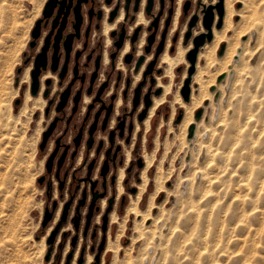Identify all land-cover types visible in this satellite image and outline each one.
<instances>
[{
	"label": "rangeland",
	"instance_id": "rangeland-1",
	"mask_svg": "<svg viewBox=\"0 0 264 264\" xmlns=\"http://www.w3.org/2000/svg\"><path fill=\"white\" fill-rule=\"evenodd\" d=\"M45 1L46 0H0V264H27V257L31 254H35L36 257L39 258L40 249L35 241L44 236L47 233L49 227H51V229L46 236V248L42 256L43 263L72 264L74 255L76 251H78V256L75 259L76 264H85L88 254L92 255V260L89 264H101L102 258H104L103 264H109L113 257V252L108 251L104 254L107 244V234L110 232L112 238H115L116 236V231L119 228V225H121V220L125 214V206L129 200V195L137 192L135 184L140 181V170L144 166V158L142 155L143 150L146 149L148 152H151L154 149L155 136L157 133L159 134V145L155 152L153 165L148 170L150 179L146 190L140 199V205L142 208H145L150 193L155 190L154 188L156 187L152 178L155 174V171L157 170V166L161 165L162 190L155 198V203L159 205L152 210L150 219L148 222L144 223L145 225L143 224L142 226L144 227L147 224L151 222L153 224L154 222L155 231L157 233L159 231L158 234L156 233V237H154V239L156 240V243L159 241L162 245L160 244L156 246L155 244L151 247L150 244L144 243V239H142L140 236H137V234L133 231V225L135 222H137V218L139 219L140 217L134 219V216L131 215L127 218L124 230L120 234V247L122 248L119 252V255L117 256L118 264H138L139 262H144V264H264V224H262L264 223V188L258 191L259 177H261L263 174L261 171L258 173L249 172L250 162L253 163L254 167L259 168L263 166L261 163H263L262 159L264 158V39L257 38L256 33L252 35V38L254 39L250 38V47L248 45L250 52L246 51L249 54L247 55L246 53L245 55V61L248 65L247 69L249 72L251 71L249 73V77L251 79L249 78L250 80L247 79L248 81H245L247 84H244L241 88L233 90L231 84H229L230 81L227 83L229 86L225 83H222L220 85V93H216L212 99V105L204 107V104H201V106H199L193 113L194 121H196L195 116L197 114L198 118H201V115L204 111L206 114L204 124L198 125V136L192 135L191 138H188L187 127V131L184 135L185 137L183 136L182 139L180 135L182 133V127L179 124L182 121L184 108L177 106L178 104L172 103L174 98L173 94L179 86L178 91L182 101L185 103L190 102V98L188 101H184L181 94L184 81L188 77V67L191 65L186 56L190 49L194 47L193 40L196 37L203 35L206 40L205 42H207L206 35L209 33V29L205 25V18L207 16V10L205 9V6L210 0H188L189 4L186 11H183L182 8L183 3L186 1L183 0L180 6V14L178 16L177 25L170 33L172 24L171 18V22L168 25L163 37V45L165 46L166 40L169 38L172 48L170 51L171 53H174L178 46L179 37H183L181 40V46H186L190 42L191 47L185 52V59L189 65L186 69V76L184 78H182V73L185 69V63H179L177 66H175L171 92L167 94V98L164 103L156 108L152 118L150 119V127L147 130L142 123L143 120H138V115L144 107L143 100L146 94H148L149 98L152 99L153 96H158L154 94V91L157 88H160L162 92V87L156 86L157 76L164 73L163 66L165 64H159L160 55L156 57V60L153 64L154 69H152V71L146 76H142V73L148 63L154 59V54L162 39L164 17L166 18L168 9L170 7L173 9V17L176 7V0H165L164 13L162 15L163 18L161 16V18L158 19V24L155 29L154 26L151 25V23L148 24V22L147 24L141 25V29L145 30L146 35L148 32V35H145L144 43L141 46L142 54H136L138 51V38L134 44V50L131 54L129 62H126L124 58L128 53L127 52L122 56L121 60L116 57L114 65H110L108 51L113 45V39H110L108 35V41L106 36L105 45L107 50L105 52L106 54L104 55L107 56L108 60L106 63H103V66H101L99 70L98 78L96 79V87H100L103 82L107 80L108 76L109 83L103 94V98L106 100L107 105H109L111 101H113L111 96L114 95V107L109 120L107 121L105 129H101L100 127L103 115L99 117L97 129L93 135L94 142L92 147L88 150L86 149L85 138L87 137L88 126L93 122L95 112L93 113L92 111L90 116L85 119L87 104L85 105L82 100L80 101L75 112H72L71 99L68 104H66V106H64L59 111H56V105L54 104H52L50 108L45 111L47 108L46 101L42 110L38 106H33L32 102L27 103V105L23 104L25 90L28 89V92L30 93V77L29 82L24 80L23 70L29 64L32 66V63L30 62H32V56L35 53V49H32L29 45L30 41L32 40L30 31L35 20L41 15ZM159 1L160 0H156V8H154V12L156 14L161 9ZM217 1L218 0H216V2ZM38 6H41L40 12L36 14V9ZM241 8L242 3L240 0H238L234 4V9L237 11ZM214 11L215 12L210 11L212 15V23L210 26L211 39L209 41L213 39V22L215 20V14L217 15L216 9ZM33 17V23L31 26H29V21ZM262 19L264 22V12H262ZM239 20L240 16L234 17L235 22ZM217 21L218 15L216 16V22ZM131 25L132 23L129 22L127 25H124L125 31H129ZM149 26L151 27L149 28ZM222 26L223 21L221 22L220 28H222ZM153 32V40L149 44L146 39ZM229 34H232V32L230 31ZM246 38L247 35L241 37L240 40L242 39L241 41L243 42V40ZM128 39L130 40V38ZM257 40L258 43L261 41V44H257ZM91 41L94 40L92 39ZM226 43L227 42L224 41L220 45L219 51L222 49V53L224 52ZM251 43H254L256 46L253 44L252 47ZM203 45L199 46L197 56ZM147 46L148 50H146ZM251 50L254 51V54ZM219 51L217 55L219 54ZM148 55L151 56L150 60L141 71L139 80L133 85L135 74L138 72L140 69L139 67L142 65ZM140 57H142V63L136 68V62ZM199 63L203 65L205 60L201 58ZM195 67L194 72L190 77L189 83L190 85L194 84V86L197 87V84L193 83V75L196 72ZM18 68H21L20 72L17 71ZM157 68H160L158 72L155 70ZM208 69L207 71L204 70L205 72H202V74L204 73V77L206 76L205 78L216 73L215 85L209 87V91H212L216 89V84L219 82V80L222 81L226 74L222 71L219 72V65L216 63L211 64ZM90 73H93L91 72V69L88 70V74ZM161 78L165 82L169 79L168 76H162ZM252 79H255V81ZM79 85L80 83L77 82L72 92L76 91ZM138 85L139 89L137 103L134 106L133 102L135 99V91ZM87 86L88 85L86 82L82 91L83 95L86 94L85 87ZM246 86L249 87L251 91H253V94L255 92L254 95L257 96L262 105L251 107L254 113V122L253 124L249 125V131L242 129L241 127L243 124L241 122H244V91ZM118 96L121 97L122 101L119 106L115 107V102ZM85 97L84 102L86 101ZM234 97L235 99H233ZM16 99H20L18 104H15ZM9 102L12 103L11 117H8ZM208 102L209 101L206 100V104H208ZM172 104L174 106L176 105V111L174 118L170 120ZM226 105H228V110L225 108ZM237 111L239 113H237ZM123 115L125 116L123 117ZM55 117H57L55 125L42 148H40L43 132L48 129ZM119 117L121 118L119 119ZM177 117H180L178 121ZM223 119L225 120L224 122ZM119 122H122V128L118 127ZM135 123L139 124L137 130H135ZM238 123H241V125ZM259 124L260 126H258ZM81 126L84 130V136L76 156L72 157L71 155L74 151L73 139L77 135ZM130 126L131 131L129 132ZM111 130L113 131L112 139H110ZM229 131H231V134ZM216 132L218 134H215ZM235 132L237 135L234 134ZM248 135H250V137ZM226 136H228V139ZM127 137L129 140H127ZM218 137H220V140ZM254 139L257 140V142ZM100 141L101 147L97 152L96 149ZM210 141L211 143H209ZM227 142L232 143L229 144ZM65 146H67L68 150L66 151V158L60 169L57 171L56 162L65 149ZM126 147L130 148V159L125 165V174L124 178L122 179L123 190L117 196L118 190L116 187V174L118 167L124 165ZM209 147L213 150V152L209 150ZM260 147L263 150H261ZM54 149H56V153L54 158H52L50 170H48L46 164ZM109 149L110 154L108 153ZM211 153L214 158L213 161ZM79 154H82V158L78 161ZM242 155H245V158ZM256 156H258L261 161L258 160V157ZM106 158H108V172L106 173L105 177H103L101 175V168ZM42 159L43 163L41 164ZM139 159L142 162L141 167L139 166ZM120 160L121 163L119 162ZM92 161L93 164L89 171V164ZM238 161L240 163H238ZM242 164L245 166L243 167ZM231 167H234L235 170L237 169L235 171L237 173L231 171L234 170ZM201 172L208 173L207 176L211 177L212 181H207L206 178L202 176ZM248 173H250V176ZM112 175H114V182H111ZM87 176H90L93 180L89 182V180H86ZM247 177L249 178L250 185L252 184L251 186L249 185V187L243 186L242 183L243 179ZM39 178L41 179V182L38 181ZM92 182H94V184H92ZM197 190H200V193ZM95 191L98 193H104V195L96 200L92 214L89 219H87L92 193ZM221 191L222 193H219ZM217 197H219V199ZM102 198L106 199V205L103 209L101 208ZM110 198H112V203L109 206L108 200ZM215 198H217L218 201L215 200ZM246 201L248 202L246 203ZM256 202L258 206H255L257 205ZM210 203L211 205H209ZM203 205L204 208H202ZM65 206L66 213L64 214V219H62ZM95 206H97V208H95ZM206 206L208 207L206 208ZM108 208L109 211L107 213V222L104 227L102 217ZM182 208L184 209L181 210ZM195 208H197L198 214ZM205 208L207 211H205ZM216 208L218 210H216ZM58 209L60 210L56 217ZM253 209H255L254 212ZM112 210H115L118 215V220L114 223H110V214ZM190 213L192 215H190ZM243 213L246 214L243 215ZM211 214H215L216 217ZM47 215L50 216L46 219ZM236 215H240L239 219ZM256 216H258L259 219ZM188 223L190 225H188ZM211 224L212 227L215 225V228L213 227L211 229ZM249 230L250 232H248ZM163 233L164 235H162ZM204 234H206L205 238ZM51 235L53 240L48 243L47 239L51 238ZM184 236L187 238H184ZM188 238L189 240H192L189 241ZM213 238L215 239L213 240ZM132 240H134L133 244H131ZM210 240L213 241L211 242ZM237 241L238 243H236ZM159 242L157 244H159ZM164 243L166 244L163 245ZM195 249L196 253L194 252ZM197 254H199V257ZM152 255L154 256L152 257ZM164 256L165 259H163ZM191 257L193 259H191ZM214 259H216V261H214Z\"/></svg>",
	"mask_w": 264,
	"mask_h": 264
},
{
	"label": "bare ground",
	"instance_id": "bare-ground-1",
	"mask_svg": "<svg viewBox=\"0 0 264 264\" xmlns=\"http://www.w3.org/2000/svg\"><path fill=\"white\" fill-rule=\"evenodd\" d=\"M183 0H176V7H175V12H174V14H173V17L171 16V18H172V24H171V29H170V33L174 30V28H175V26L177 25V21H178V16H179V14H180V6H181V2H182ZM238 0H222V5H223V14H222V18H221V22L223 21V26H222V28H220V26L219 27H217V24H218V21H219V16H218V21L216 22V16L218 15V13H217V2H216V0H210L209 2H207L206 4L207 5H209V6H205V9L206 10H211L212 12H215L214 10L216 9V13H217V15L215 14V20H214V22H213V29H212V33H213V39L211 40V41H209L210 39H207V42H205L206 40H205V37H204V42L201 44V45H203L202 47H201V50L199 51V53H198V56L196 55V58H197V63H196V61H195V63H196V67H195V64H194V67L196 68V72L194 73V75H193V83H195V84H197V87H195L194 86V84H191L190 85V83H189V98H190V102H188V103H185V102H183L182 101V99H181V96H180V94H179V91H178V88H179V86L177 87V89L175 90V92H174V98H173V104L175 103V104H178L177 106H179V107H183L184 108V110H183V117H182V121L180 122V126L182 127V133L180 134L181 135V137H182V139H183V136L185 135V133H186V131H187V127H188V131H189V128H190V126L191 125H193L194 126V130H193V135H195V136H198V132H197V128H198V125H202V124H204V122H205V118H206V114H205V111L202 113V115H201V118H197L196 119V121H194L193 120V113L195 112V110L199 107V106H201V104H204V107H207V106H210V105H212V102H213V97L215 96V94L216 93H218L219 92V90H220V85L222 84V83H225V84H227L229 81H230V83L229 84H231V87L233 88V90H235V89H238V88H241L244 84H247V83H245V81L247 80V79H249L250 77H249V73L251 72H249V70L247 69V63H246V61H245V59H246V51H249L250 52V45H249V41H250V38H252V35H254L255 33L257 34V38H263L264 39V22H263V19H262V12H264V0H240L241 1V3H242V8L241 9H239V10H235L234 9V4H235V2H237ZM40 7L41 6H38V8L36 9V14H38L39 12H40ZM214 7H215V9H214ZM235 16H240V20L239 21H237V22H235L234 21V17ZM33 19H34V17L29 21V26H31V24L33 23ZM138 21L139 22H141L142 24H147V22H148V20L144 17V15H143V12H142V9H140V11H139V13H138ZM139 22H136V23H139ZM114 27V24H107V23H105V25H104V33L106 34V36H107V40L109 41V37H108V32H109V30L110 29H112ZM133 27H134V25H131L130 26V30L129 31H131L132 29H133ZM29 28V27H28ZM184 31V30H183ZM232 32V34H229V32ZM209 33H211V28L209 29ZM145 35H146V32H145V30H143L142 31V34H141V36H140V38H139V40H138V51H137V54L139 55L140 53H141V46L143 45V43H144V40H145ZM245 35H247V38L246 39H244L243 40V42L240 40V38L241 37H243V36H245ZM207 36V35H206ZM256 38V37H255ZM183 39V37H179V41H178V46H177V48H176V51L174 52V53H171V45H170V39L169 38H167V40H166V44H165V46L163 45V48H162V51L160 52L161 54H159L160 55V59H159V64H165L163 67V69H164V73L162 74V75H158L157 76V84H156V86H161L162 87V92H161V89H160V92L158 93V94H155V91L158 89H156L155 91H154V94L155 95H158V96H153L152 97V99H151V104H150V106L148 107V110H147V113H146V116L144 117V119H143V124H144V126H145V128H146V130L150 127V119L152 118V116H153V114H154V112H155V110H156V108H158L162 103H164V101L166 100V98H167V94L168 93H170L171 92V88H172V84H173V80H174V68H175V66H177L179 63H185V69H184V71H183V73H182V78H184L185 76H186V69H187V67H188V62L186 61V59H185V52L191 47V43L189 42V44L188 45H186V46H181V40ZM252 39H254V38H252ZM224 41H226L227 43H226V46H225V48H224V52L222 53V49L219 51V48H220V45L222 44V42H224ZM242 43H241V42ZM130 40L127 38L126 40H125V42H124V45H123V47H122V49H121V51H120V53H119V56H118V58H119V60H121V58H122V56L125 54V53H127L128 51H129V48H130ZM260 44H261V41L259 42ZM258 43V40H257V44H259ZM254 44V43H253ZM253 44L251 43V45H252V47H253ZM248 45H249V47H248ZM255 45V44H254ZM256 46V45H255ZM192 49V48H191ZM190 49V50H191ZM198 49H199V47H198ZM263 49V48H262ZM254 50H255V48H254ZM218 51H219V54L217 55V53H218ZM252 51V50H251ZM253 52V54H254V51H252ZM189 53V52H188ZM255 53H257V52H255ZM249 53H247V55H248ZM252 54V53H251ZM260 54V53H259ZM188 55V54H187ZM261 55V54H260ZM250 56V55H249ZM150 55H148L146 58H145V61L142 63V65L139 67L140 69L138 70V72L135 74V78H134V81H133V85L134 84H136V82L139 80V77H140V74H141V71L144 69V67H145V65L148 63V61L150 60ZM248 57V56H247ZM251 57V56H250ZM250 57H249V59H250ZM186 58H187V56H186ZM201 58H203L204 60H205V63H203V65L202 64H200L199 63V60L201 59ZM108 60V58H107V56H105V58H104V61L106 62ZM188 60V59H187ZM151 62V61H150ZM150 62L148 63V65L146 66V68H145V70L143 71V73H142V76H143V74H145L146 73V70H147V68H148V66H149V64H150ZM257 62V61H256ZM218 64L219 65V72L220 71H222L223 73H225L226 75H225V77L223 78V80L222 81H220L219 80V82L216 84V89L215 90H210L209 91V87L210 86H212V85H215V74H213L212 76H210V75H208V76H210V77H207V78H205L204 77V73L202 74V72H205L204 70H206L207 71V69L209 68V66L211 65V64ZM249 64V63H248ZM252 64V63H251ZM254 64V63H253ZM256 64V63H255ZM260 65V64H259ZM30 67H31V65L29 64V65H27L25 68H24V70H23V79L24 80H26V81H28L29 82V69H30ZM190 67V66H189ZM189 67H188V69H189ZM154 69V68H153ZM158 69V68H157ZM157 69H155V70H157ZM160 69V68H159ZM203 70V71H202ZM261 70V69H260ZM208 71H209V69H208ZM252 71H254V70H252ZM262 71V70H261ZM188 72V71H187ZM194 72V71H193ZM218 72V73H219ZM264 72V71H263ZM149 73H146L145 74V76L146 75H148ZM253 74V73H252ZM251 74V75H252ZM51 74L49 73V72H47L46 74H44L43 76H42V79L44 78V77H47V76H50ZM263 75V74H262ZM54 76V75H53ZM56 76V75H55ZM162 76H168L169 77V79H168V81H163L162 80ZM192 76V74L190 75V77ZM54 78V77H53ZM56 78V77H55ZM262 78V77H261ZM251 79V78H250ZM249 79V80H250ZM253 80V79H252ZM248 81V80H247ZM253 81H255V79L253 80ZM252 81V82H253ZM9 83V82H8ZM229 84H227L228 86H229ZM226 85V86H227ZM254 85V84H253ZM260 86V85H259ZM55 87V86H54ZM223 87H225V86H223ZM252 88H253V86H252ZM259 88V87H258ZM42 89H43V84H42V86H41V89H40V91H39V93H38V95L37 96H31L30 95V93L28 92V89H26L25 90V93H24V99H23V104L24 105H27V103H29V102H32V104H33V106H38L41 110L43 109V107H44V105H45V98H43L42 96H41V92H42ZM190 90H191V92H190ZM228 90V89H227ZM232 90V91H233ZM255 91V90H254ZM261 91V90H260ZM226 92V91H225ZM234 92V91H233ZM161 93V94H160ZM220 93V92H219ZM260 93V92H259ZM258 93V94H259ZM160 94V95H159ZM226 94V93H225ZM244 94H245V100H244V105H245V108H244V111H243V114H244V122H241V123H243L242 124V129H245L246 131H249V129H250V127H249V125L250 124H253V122H254V113H253V111H252V109H251V107H253V106H260L261 105V101L257 98V96L256 95H254L255 94V92H254V94H253V91H251L250 89H249V87H247L246 86V89H245V91H244ZM234 95V94H233ZM224 96V95H223ZM226 96V95H225ZM242 96V95H241ZM86 98V101L88 100V97H85ZM189 98H188V100H189ZM233 99H235V97L233 98ZM184 100V99H183ZM188 100H184V101H188ZM206 100H208L209 102H208V104H206ZM218 100V99H217ZM221 100V99H220ZM263 100V99H262ZM121 97H119L118 96V98L116 99V102H115V107H117V106H119L120 104H121ZM225 101H226V99H225ZM233 102V101H232ZM240 102V101H239ZM238 102V103H239ZM172 104V112H171V115H170V120L171 119H173L174 118V115H175V111H176V108H175V106ZM227 104V103H226ZM240 104V103H239ZM239 104H238V106H239ZM263 104V103H262ZM1 105V104H0ZM230 105V104H229ZM233 105V104H232ZM231 105V106H232ZM236 105V104H235ZM203 106V105H202ZM222 106V105H221ZM227 106L228 105H226V109H227ZM237 106V107H238ZM262 106V105H261ZM264 106V105H263ZM235 107V106H234ZM8 108H9V112H8V117L10 116H12L11 115V110H12V103L11 102H9V104H8ZM214 110V109H213ZM220 110V109H219ZM228 110V109H227ZM232 110V109H231ZM235 110V109H234ZM256 111V110H255ZM218 112H220V111H218ZM230 112V111H229ZM233 112V111H232ZM236 112V111H235ZM258 112V111H257ZM224 113H225V109H224ZM237 113H239L238 111H237ZM234 115H235V113H234ZM262 115V114H261ZM221 117V116H220ZM229 117V116H228ZM227 117V118H228ZM215 118V117H214ZM232 118V117H231ZM40 119H41V117H40ZM208 119V118H207ZM257 119V118H256ZM255 119V120H256ZM264 120V119H263ZM8 121V120H7ZM142 121V120H141ZM217 121H218V119H217ZM216 121V122H217ZM225 120L223 119V122H224ZM222 122V121H221ZM230 122V121H229ZM228 122V123H229ZM231 122H232V120H231ZM260 122V121H259ZM241 123L239 124V125H241ZM112 124V123H111ZM261 124V123H260ZM260 124L258 125V126H260ZM221 125V124H220ZM231 125H232V123H231ZM171 126V125H170ZM211 126H212V123H211ZM224 126H225V123H224ZM236 126V125H235ZM254 126H255V124H254ZM261 126H262V124H261ZM138 127H139V124L138 123H135V130H137L138 129ZM160 127V126H159ZM176 127V126H175ZM233 127H234V125H233ZM240 127V126H239ZM222 128V127H221ZM225 128V127H224ZM227 128V127H226ZM230 128H231V126H230ZM263 128V127H262ZM240 129V128H239ZM215 130H216V128H215ZM214 130V131H215ZM257 130H258V128H257ZM213 131V132H214ZM220 131V130H219ZM219 131H218V133H219ZM222 131H223V129H222ZM221 131V132H222ZM237 131V130H236ZM240 131V130H239ZM135 132V131H134ZM205 132V131H204ZM231 131H229V133H230ZM238 132V131H237ZM254 132V131H253ZM217 132L215 133V134H218ZM245 133V132H244ZM247 133V132H246ZM251 133H252V131H251ZM257 133V132H256ZM211 134V133H210ZM231 134V133H230ZM234 134H236V132L234 133ZM254 134V133H253ZM134 135V134H133ZM158 133H157V135L155 136V146H154V149L151 151V152H148L146 149H144L143 150V153H142V155H143V158H144V166L142 167V169L140 170V175H139V178H140V181L139 182H137L136 184H135V187L137 188V192L136 193H134V194H132V195H129V200H128V202H127V204H126V206H125V214H124V216H123V218H122V220H121V225H119V228L117 229V231H116V236H115V238H112V236H111V233L110 232H108V234H107V244H106V248H105V252H104V254L106 253V252H108V251H112L113 252V257H112V259H111V261H110V263L109 264H118V261H117V256L119 255V252H120V250H121V248L122 247H120V234L123 232V230H124V227H125V222H126V220H127V218L129 217V216H131V215H133L134 216V219L135 218H137V217H140L139 219L137 218V222H135L134 223V225H133V231L137 234V236H140V237H142V239H144V243H146V244H150V246L152 247L153 245H155L156 244V246L157 245H160L161 243L159 242V244H157L156 243V240L154 239V237H156L155 235H156V231H155V224H154V222H153V224H152V222L151 223H149V224H147L146 226H142L144 223H146V222H148V220L150 219V215L152 214V210L154 209V208H156V207H158V205L159 204H156L155 203V198H156V196L158 195V193L162 190V180H161V174H162V168H161V165H158L157 166V170L155 171V174H154V176H153V178H152V180L154 181V183H155V187L156 188H154L155 190L153 191V192H151L150 193V195H149V197H148V200H147V205H146V207L144 208H142L141 207V205H140V199L142 198V195H143V193L145 192V190H146V187H147V185H148V182H149V179H150V177H149V174H148V170H149V168H151V166L153 165V161H154V159H155V152H156V150H157V147H158V145H159V139H158ZM204 135H205V133H204ZM237 135V134H236ZM244 135V134H243ZM215 136V135H214ZM217 136V135H216ZM224 136V135H223ZM228 136H229V134H228ZM228 136H226V138L228 137ZM232 136H234V135H232ZM241 136V135H240ZM245 136V135H244ZM249 137H250V135H248ZM258 136H259V134H258ZM185 137V136H184ZM188 137V136H187ZM248 137V138H249ZM145 138V137H144ZM189 138V137H188ZM191 138V137H190ZM198 138V137H197ZM220 137H218V139H219ZM247 138V139H248ZM252 138H253V136H252ZM255 138H256V136H255ZM6 139V138H5ZM195 139V138H194ZM205 139V138H204ZM215 139H216V137H215ZM228 139V138H227ZM191 140V139H190ZM199 140V139H198ZM220 140V139H219ZM231 140V139H230ZM235 140V139H234ZM237 140H238V138H237ZM255 140V139H254ZM184 141V140H183ZM204 141V140H203ZM223 141V140H222ZM256 142H257V140H255ZM254 141V142H255ZM259 141H260V139H259ZM262 141H263V139H262ZM261 141V142H262ZM202 143V142H201ZM200 143V144H201ZM209 143H211V141L209 142ZM216 143H217V141H216ZM227 143H229V144H231L230 142H227ZM226 143V144H227ZM253 143V142H252ZM258 143H260V142H258ZM192 144V143H191ZM203 144H205V143H203ZM206 144H207V142H206ZM256 144V143H255ZM167 145V144H166ZM212 145V144H211ZM233 145V144H232ZM242 145H243V143H242ZM246 145V144H245ZM217 146V145H216ZM229 146V145H228ZM253 146V145H252ZM256 146V145H255ZM257 146H258V144H257ZM263 146V145H262ZM218 147V146H217ZM202 148V147H201ZM200 148V149H201ZM216 148V147H215ZM219 148V147H218ZM226 148V147H225ZM238 148V147H237ZM240 148V147H239ZM228 149V148H227ZM226 149V150H227ZM250 149V148H249ZM253 149V148H252ZM260 149H261V147H260ZM197 150V149H196ZM203 150V149H202ZM209 150L211 151V152H213V150L209 147ZM221 150H223V149H221ZM229 150H231V149H229ZM261 150H263V149H261ZM232 151V150H231ZM258 151V150H257ZM256 151V152H257ZM259 152H260V150H259ZM258 152V153H259ZM234 153V152H233ZM246 153V152H245ZM249 153V152H248ZM262 153H263V151H262ZM214 154V153H213ZM224 154V153H223ZM252 154V153H251ZM228 155V154H227ZM232 155H234V154H232ZM246 155V154H245ZM244 155V156H245ZM243 156V155H242ZM243 156V157H244ZM247 156V155H246ZM199 157V156H198ZM211 157L213 158V155H212V153H211ZM227 157V156H226ZM233 157V156H232ZM250 157H252V156H250ZM256 157H258V156H256ZM216 158V157H215ZM219 158V157H218ZM217 158V159H218ZM236 158V157H235ZM245 158V157H244ZM81 159V155L79 156V159L78 160H80ZM129 159H130V148L129 147H126L125 148V161H124V165H122V166H120V167H118V170H117V174H116V187H117V190H118V194H117V196L122 192V190H123V184H122V179L124 178V174H125V165L128 163V161H129ZM203 159V158H202ZM224 159V158H223ZM222 159V160H223ZM240 159H241V156H240ZM250 159V158H249ZM257 159V158H256ZM211 160V159H210ZM209 160V161H210ZM214 160V158L212 159V161ZM227 160V159H226ZM258 160H260L261 161V159H259V157H258ZM258 160H257V162H258ZM263 160V163H261V164H263V166L262 167H259V168H256V167H254V165H253V163L252 162H250V164H249V172L250 173H252V172H255V173H258V172H260L261 171V173L263 174L261 177H259V189H258V191L259 190H261L262 188H264V158L262 159ZM195 161V160H194ZM208 161V162H209ZM217 162V161H216ZM219 162V161H218ZM43 163V159L41 160V164ZM228 163H229V161H228ZM227 163V164H228ZM238 163H240L239 161H238ZM259 163V162H258ZM257 163V164H258ZM218 164V163H217ZM191 165V164H190ZM201 165V164H200ZM203 165H204V163H203ZM203 165H202V167H203ZM223 165H224V163H223ZM232 165V164H231ZM243 165V167L245 166L244 164H242ZM256 165V164H255ZM218 166V165H217ZM222 166V165H221ZM241 166V165H240ZM194 167V166H193ZM223 167V166H222ZM221 167V168H222ZM227 167V166H226ZM196 168V167H195ZM200 168V167H199ZM232 168V167H231ZM232 169H234V167L232 168ZM204 170H206V169H204ZM214 170V169H213ZM217 170V169H216ZM237 170V169H236ZM235 169L234 170H231V171H236ZM188 172V171H187ZM202 173V172H201ZM222 173H223V171H222ZM235 173H237V172H235ZM250 173H248L249 174V176H250ZM207 174L208 173H202V176H204L205 178H206V180L207 181H212L211 180V177H209V176H207ZM216 174V173H215ZM225 174V173H224ZM226 175V174H225ZM224 175V176H225ZM234 175V174H233ZM236 175V174H235ZM184 176V175H183ZM186 176V175H185ZM237 176H239V175H237ZM236 176V177H237ZM257 176V175H256ZM198 177H200V176H198ZM218 177V176H217ZM241 177V176H240ZM231 178V177H230ZM258 178V177H257ZM192 179V178H191ZM217 179V178H216ZM215 179V180H216ZM232 180V179H231ZM237 180V179H236ZM33 181V180H32ZM203 181H204V178H203ZM214 181V180H213ZM241 181V180H240ZM216 182V181H215ZM218 182V181H217ZM220 182H221V180H220ZM235 182H237V181H235ZM32 183V182H31ZM204 183V182H203ZM230 183V182H229ZM243 186H245V187H249V185H250V182H249V178L247 177V178H245V179H243ZM212 184V183H211ZM219 184V183H218ZM238 184V183H237ZM252 185V184H251ZM250 185V186H251ZM256 185V184H255ZM190 186V185H189ZM206 186V185H205ZM228 186V185H227ZM231 186V185H230ZM236 186V185H235ZM238 186V185H237ZM199 187V186H198ZM204 187V186H203ZM255 187V186H254ZM195 188V187H194ZM205 188H207V187H205ZM232 188V187H231ZM191 189V188H190ZM189 189V190H190ZM199 189V188H198ZM213 189V188H212ZM230 189V188H229ZM228 189V190H229ZM238 189V188H237ZM249 189V188H248ZM226 190H227V188H226ZM198 191V190H197ZM200 191V190H199ZM198 191V192H199ZM207 191V190H206ZM205 191V192H206ZM220 191V190H219ZM246 191V190H245ZM192 192H193V190H192ZM195 192V191H194ZM204 192V193H205ZM224 192H225V190H224ZM227 192V191H226ZM239 192V191H238ZM237 192V193H238ZM200 193V192H199ZM219 193H222V191L221 192H219ZM231 193H233V192H231ZM188 194V193H187ZM215 194H216V191H215ZM230 194V193H229ZM259 194V193H258ZM186 195V194H185ZM184 195V196H185ZM205 195V194H204ZM210 195V194H209ZM221 195V194H220ZM224 195V194H223ZM244 196V195H243ZM261 196H262V194H261ZM193 197V196H192ZM205 197V196H204ZM255 197V196H254ZM208 198H210V197H208ZM214 198V197H213ZM218 199H219V197H217ZM217 198H215V200H217ZM229 198V197H228ZM227 198V199H228ZM244 198V197H243ZM224 199V198H223ZM242 199V198H241ZM246 199H248V198H246ZM183 200V199H182ZM197 200V199H196ZM222 200V199H221ZM220 200V201H221ZM235 200V199H234ZM253 200H254V198H253ZM264 200V199H263ZM184 201V200H183ZM218 201V200H217ZM217 201H215V202H217ZM249 201V200H248ZM248 201H246V203L248 202ZM252 201V200H251ZM181 202V201H180ZM185 202V201H184ZM200 202V201H199ZM208 202H209V200H208ZM243 202V201H242ZM3 203V202H2ZM187 203H188V201H187ZM213 203H214V201H213ZM231 203V202H230ZM189 204V203H188ZM198 204V203H197ZM207 204V203H206ZM239 204V203H238ZM249 204V203H248ZM256 204H257V202H256ZM105 205H106V199L105 198H102V200H101V208L103 209L104 207H105ZM201 205V204H200ZM209 205H211V203L209 204ZM221 205H223V204H221ZM254 205V204H253ZM260 205V204H259ZM162 206V205H161ZM160 206V207H161ZM249 206H250V204H249ZM248 206V207H249ZM255 206H258V204L257 205H255ZM261 206V205H260ZM1 207V206H0ZM163 207V206H162ZM183 207H185V206H183ZM188 207H189V205H188ZM197 207H198V205H197ZM208 206H206V208H207ZM212 207V206H211ZM227 207V206H226ZM247 207V208H248ZM251 207V206H250ZM167 208V207H166ZM190 208H191V206H190ZM194 208V207H193ZM202 208H204V205H203V207ZM205 208V211H207V209ZM223 208V207H222ZM245 208V207H244ZM254 208V207H253ZM184 208H182L181 210H183ZM196 210H197V208H195ZM213 209V208H212ZM225 209H227V208H225ZM59 210L60 209H58V211H57V213H56V217H57V215H58V213H59ZM216 210H218L217 208H216ZM215 210V211H216ZM220 210H221V207H220ZM243 210H245V209H243ZM259 210V209H258ZM261 210H263V209H261ZM161 211H162V209H161ZM166 211H167V209H166ZM187 211V210H186ZM225 211V210H224ZM255 211V209H253V212ZM185 212V211H184ZM188 212V211H187ZM211 212H212V210H211ZM234 212V211H233ZM251 212H252V210H251ZM263 212V211H262ZM261 212V213H262ZM3 213H4V211H3ZM162 213V212H161ZM192 213V212H191ZM190 213V215H192ZM220 213V212H219ZM178 214V213H177ZM197 214H198V210H197ZM205 214V213H204ZM215 214H217V213H215ZM215 214H211V215H214L215 216ZM238 214V213H237ZM244 214H246V213H243V215ZM259 214V213H258ZM157 215V214H156ZM160 215H162V214H160ZM189 215V216H190ZM211 215H210V217H211ZM227 215V214H226ZM225 215V216H226ZM251 215V214H250ZM263 215V214H262ZM188 216V217H189ZM196 216V215H195ZM221 216V215H220ZM237 216V215H236ZM239 216L240 215H238L237 217H238V219H239ZM253 216V215H252ZM259 216V215H258ZM258 216H256V217H258ZM55 217V218H56ZM98 217H99V215H98ZM172 217V216H171ZM197 217H198V215H197ZM204 217V216H203ZM213 217V216H212ZM216 217V216H215ZM222 217V216H221ZM234 217V216H233ZM247 217V216H246ZM1 218V217H0ZM193 218V217H192ZM220 218V217H219ZM243 218V217H242ZM263 218H264V216H263ZM213 219V218H212ZM211 219V220H212ZM223 219V218H222ZM248 219V218H247ZM258 219H259V217H258ZM262 219V218H261ZM117 220H118V215H117V213H116V211L115 210H112V212H111V214H110V223H114V222H117ZM156 220V219H155ZM203 220H204V218H203ZM217 220V219H216ZM234 220V219H233ZM248 220H250V219H248ZM163 221V220H162ZM198 221H199V219H198ZM205 221H206V219H205ZM224 221V220H223ZM225 221H226V219H225ZM1 222V221H0ZM190 222H192V221H190ZM194 222V221H193ZM204 222V221H203ZM213 222V221H212ZM261 222H262V220H261ZM222 223V222H221ZM168 224V223H167ZM196 224V223H195ZM206 224V223H205ZM262 224H264V223H262ZM0 225H1V223H0ZM145 225V224H144ZM188 225H190L189 223H188ZM193 225V224H192ZM209 225V224H208ZM230 225V224H229ZM236 225V224H235ZM238 225V224H237ZM252 225V224H251ZM250 225V226H251ZM254 225V224H253ZM202 226V225H201ZM215 226V225H214ZM213 226V227H214ZM217 226V225H216ZM219 226V225H218ZM255 226V225H254ZM208 227V226H207ZM212 227V224H211V229L213 228ZM221 227V226H220ZM222 227H223V225H222ZM242 227H243V225H242ZM259 227V226H258ZM14 228V227H13ZM170 228V227H169ZM193 228V227H192ZM215 228V227H214ZM216 228H218V227H216ZM50 229H51V227H49L48 228V230H47V233L44 235V236H42L39 240H36L35 241V243L37 244V246L39 247V249H40V257L39 258H37L36 257V255L35 254H31V255H28V257H27V264H47V263H43V260H42V256H43V253H44V250H45V248H46V236H47V234L49 233V231H50ZM190 229V228H189ZM209 229V228H208ZM254 229V228H253ZM259 229V228H258ZM261 229V228H260ZM158 230V229H157ZM198 230V229H197ZM12 231H13V229H12ZM210 231V230H209ZM214 231V230H213ZM227 231V230H226ZM225 231V232H226ZM257 231V230H256ZM167 232V231H166ZM215 232V231H214ZM248 232H250V230L248 231ZM252 232H253V230H252ZM251 232V233H252ZM261 232V231H260ZM158 233H159V231H158ZM157 233V234H158ZM168 233V232H167ZM186 233V232H185ZM193 233V232H192ZM191 233V234H192ZM205 233H207V232H205ZM210 233V232H209ZM217 233V232H216ZM223 233V232H222ZM251 233H249V234H251ZM257 233V232H256ZM200 234V233H199ZM215 234V233H214ZM10 235V234H9ZM8 235V236H9ZM162 235H164V233L162 234ZM171 235V234H170ZM170 235H169V237H170ZM197 235V234H196ZM205 235L206 234H204V238H205ZM222 235V234H221ZM224 235V234H223ZM228 235V234H227ZM158 236V235H157ZM181 236V235H180ZM186 236V235H185ZM184 236V238H187V237H185ZM215 236V235H214ZM244 236V235H243ZM10 237V236H9ZM160 237V236H159ZM179 237V236H178ZM193 237H194V235H193ZM202 237V236H201ZM209 237V236H208ZM226 237V236H225ZM234 237H235V235H234ZM134 238H136V237H134ZM138 238V237H137ZM192 238V237H191ZM264 238V237H263ZM215 238H213V240H214ZM218 239H219V237H218ZM221 239V238H220ZM236 239V238H235ZM234 239V240H235ZM244 239V238H243ZM166 240V239H165ZM168 240V239H167ZM187 240V239H186ZM188 240H189V238H188ZM192 240V239H191ZM191 240H189V241H191ZM213 240H210L211 242L213 241ZM223 240H224V238H223ZM242 240V239H241ZM241 240H239V241H241ZM254 240V239H253ZM180 241V240H179ZM227 241H229V240H227ZM164 242V241H163ZM183 242H184V240H183ZM195 242V241H194ZM251 242V241H250ZM3 243V242H2ZM134 243V240H132L131 241V244H133ZM144 243H142V244H144ZM168 243V242H167ZM190 243V242H189ZM206 243V242H205ZM205 243H204V246H205ZM236 243H238V241L236 242ZM166 243H164L163 245H165ZM176 244V243H175ZM186 244V243H185ZM196 244V243H195ZM217 244H220V243H217ZM255 244V243H254ZM253 244V245H254ZM162 245V244H161ZM192 245V244H191ZM222 245V244H221ZM241 245V244H240ZM250 245H251V243H250ZM35 246V245H34ZM145 246V245H144ZM194 246V245H193ZM225 246V245H224ZM242 246V245H241ZM182 247H184V246H182ZM227 247V246H226ZM253 247V246H252ZM19 248V247H18ZM148 248V247H147ZM189 248V247H188ZM194 248H196V247H194ZM206 248H207V246H206ZM206 248H205V250H206ZM208 248H209V246H208ZM257 248V247H256ZM32 249V248H31ZM184 249V248H183ZM192 249V248H191ZM204 249V248H203ZM213 249H214V247H213ZM213 249H211V250H213ZM240 249V248H239ZM242 249V248H241ZM149 250V249H148ZM163 250V249H162ZM165 250H166V248H165ZM170 250V249H169ZM193 250V249H192ZM208 250V249H207ZM1 251V250H0ZM3 251V250H2ZM130 251V250H129ZM128 251V252H129ZM164 251V250H163ZM167 251V250H166ZM174 251V250H173ZM196 251V249L194 250V252ZM200 251V250H199ZM220 251V250H219ZM242 251V250H241ZM246 251V250H245ZM251 251V250H250ZM3 252H5V251H3ZM28 252V251H27ZM157 252V251H156ZM162 252V251H161ZM184 252H185V250H184ZM187 252V251H186ZM193 252V253H194ZM10 253V252H9ZM32 253V252H31ZM139 253V252H138ZM146 253V252H145ZM166 253V252H165ZM196 253V252H195ZM199 253V252H198ZM230 253V252H229ZM252 253V252H251ZM108 254V253H107ZM147 254V253H146ZM156 254V253H155ZM162 254V253H161ZM177 254H178V252H177ZM207 254V253H206ZM211 254V253H210ZM217 254V253H216ZM226 254V253H225ZM231 254V253H230ZM7 255H9V254H7ZM22 255V254H21ZM151 255V254H150ZM169 255V254H168ZM198 255V257H199V254H197ZM203 255V254H202ZM219 255V254H218ZM224 255V254H223ZM243 255V254H242ZM77 256H78V251H76V253H75V255H74V259H73V262H72V264H76L75 263V259L77 258ZM140 256V255H139ZM154 255H152V257H153ZM191 256H192V254H191ZM225 256V255H224ZM240 256V255H239ZM131 257V256H130ZM141 257V256H140ZM146 257V256H145ZM196 257V256H195ZM207 257V256H206ZM227 257H228V255H227ZM167 258V257H166ZM179 258V257H178ZM182 258V257H181ZM188 258H189V256H188ZM209 258H210V256H209ZM251 258V257H250ZM13 259V258H12ZM163 259H165V256H164V258ZM191 259H193L192 257H191ZM198 259V258H197ZM217 259V258H216ZM216 259H214V261H216ZM221 259V258H220ZM263 259V258H262ZM91 260H92V255H90V254H88L87 255V259H86V263L85 264H89L90 262H91ZM131 260V259H130ZM138 260V259H137ZM244 260H246V259H244ZM103 261H104V258H102V262H101V264H103ZM132 261V260H131ZM147 261V260H146ZM175 261V260H174ZM180 261V260H179ZM193 261V260H192ZM202 261V260H201ZM188 262H191V261H188ZM198 262V261H197ZM205 262V261H204ZM249 262H250V260H249ZM22 263V262H21ZM158 263V262H157ZM195 263V262H194ZM206 263V262H205ZM252 263V262H251ZM18 264V263H17ZM138 264H144V262H139ZM162 264V263H161ZM171 264V263H170ZM191 264V263H190ZM204 264V263H203ZM219 264V263H218ZM248 264H250V263H248Z\"/></svg>",
	"mask_w": 264,
	"mask_h": 264
},
{
	"label": "flooded vegetation",
	"instance_id": "flooded-vegetation-1",
	"mask_svg": "<svg viewBox=\"0 0 264 264\" xmlns=\"http://www.w3.org/2000/svg\"><path fill=\"white\" fill-rule=\"evenodd\" d=\"M147 1L148 0H137V7H138L137 10H134V6L136 5V0H46L45 1L44 6L47 5L46 11L48 12V14L44 15L41 12V15L37 18L39 20V34L34 40L35 41L34 46L31 47L32 49H35V53L33 54L32 62L30 63L33 64V61L35 60L37 54L40 53L42 49L45 47V52H44L45 66H43L42 64L40 65L39 81H40V89L43 84L42 92L44 89L46 88L48 89L47 96L43 97L46 100V104L48 108H50L52 104L54 105L58 104V102L60 101L61 92L68 85H70V92L64 106H66V104H68V102L71 99L72 107H73L74 105L73 98L77 90H80L77 108L81 100L85 105L87 104L86 112L88 110V106L91 105V108L89 109L88 115L85 119H87L88 116H90L92 111L93 113L99 111V115L97 119V125H98L99 117L103 115L104 118L106 113V106H108L106 100L103 98V94L109 83L108 76L106 80L107 84L104 86V88L101 90L99 94H98V90L100 87L99 86L96 87V79L98 78L99 70L101 66H103V63H106L104 61V58L106 56L104 54H106L105 52L107 50L105 45L106 35L104 33V25L105 23L114 24V27L110 29L108 32L110 39H113V45L109 48L108 51L109 57L111 53H114L113 61L111 57L109 61L110 65L113 66L115 58L118 57V54L121 51V48L123 47L125 40L133 35L136 27L140 26L136 35V40H138V38H140L142 34L143 30L141 29V25L143 24L138 21V13L140 9H142L144 17L148 20V24L151 23V21L154 19V16L156 15V13L154 12V8H156V0H152V7L149 13L145 11ZM162 2H163V5L161 7L162 14H160L159 18H161V16L164 13L165 0H162ZM112 11H114V16L111 19H109L110 13ZM128 22L134 25L131 31L128 30L125 31L124 25H127ZM122 27L124 28L123 44L121 47L116 48L114 45V41L119 38L120 33L122 31ZM92 39L94 41H91ZM136 40L133 44L131 43L130 50L128 51V53L131 54L133 53L134 44L136 43ZM53 66L55 68L54 70L52 69ZM63 69H64V76L63 78H60L59 73ZM89 69H91V72L95 71V76L92 81H91L92 74L91 73L88 74ZM47 72H49L51 75L44 77L42 79V76ZM46 79L49 80L47 85L45 84ZM77 82H79L80 85L76 91L72 92ZM86 82L88 86L85 87L86 94L83 95L82 91L84 89V84ZM88 89H90V92H87ZM85 96H88L89 98L87 101H85L87 103L84 102ZM49 100L51 102H48ZM111 103H112V107L108 115L107 121L109 120V117L113 111L114 98L113 101H111ZM124 116L125 115H123V117ZM120 118L121 117H119V119ZM83 136H84V130L82 127V136L80 139V143L78 147H75L74 145L73 150H76L74 156H76L77 154ZM87 138H88V129H87V137L85 138V143ZM90 148L86 147V149L88 150ZM108 153L110 154V149ZM80 155L82 158V154H79L78 157ZM65 158L66 155L64 157V160ZM56 168H57V162H56ZM86 180H89V182H91V180L93 179L90 176H88V178L86 177Z\"/></svg>",
	"mask_w": 264,
	"mask_h": 264
},
{
	"label": "water",
	"instance_id": "water-1",
	"mask_svg": "<svg viewBox=\"0 0 264 264\" xmlns=\"http://www.w3.org/2000/svg\"><path fill=\"white\" fill-rule=\"evenodd\" d=\"M189 4V1L186 0L184 3H183V11H186L187 9V6ZM163 5V2L162 0H160V6L162 7ZM151 7H152V0H148L147 1V4H146V7H145V11L147 13L150 12L151 10ZM137 0H136V5L134 6V10H137ZM217 13H218V16H219V21H218V24H217V27H219L221 25V18H222V14H223V5H222V0H218L217 2ZM47 9V5L44 6L43 10H42V13L44 15L48 14V12L46 11ZM210 9L207 10V16H206V21H205V25L208 29H210V26H211V23H212V15L210 13ZM172 13H173V9L172 7H170L168 9V15L167 17L165 18L164 20V29H163V32H162V39L156 49V52L154 54V59L151 60L147 70H146V73H149L152 71L153 69V64L156 60V57L160 54V52L162 51V48H163V37H164V34L166 32V29L170 23V20H171V16H172ZM160 14H161V9L158 11V13L154 16V19L151 21V25L154 26V29L157 27V24H158V19L160 17ZM114 16V11H112L110 13V18L111 19L112 17ZM151 26H149L150 28ZM140 26L136 27L135 30H134V33L133 35L130 37V42L133 44L136 40V35H137V32L139 30ZM39 34V20L36 19L35 22H34V25L30 31V36L32 38V40L30 41L29 45L32 47L34 46V43H35V38L38 36ZM153 34L154 32L146 39L148 41V43L150 44L153 40ZM207 39H210V33L207 34ZM123 40H124V28L122 27V31L120 33V36L117 40L114 41V45L116 48H119L122 46L123 44ZM204 42V36L201 35V36H198L196 37L194 40H193V45L194 47L189 51L188 55H187V59L189 60L190 62V67L188 69V77L185 79L184 81V85L182 87V90H181V94H182V97L184 100H188L189 98V82H190V75L193 73L194 71V64H195V61H196V55H197V51H198V47ZM146 50H148V46L146 47ZM44 52H45V47L42 49V51L40 53L37 54L35 60L33 61V64L31 66V69H30V85H29V91H30V94L33 95V96H36L38 95L39 91H40V81H39V73H40V65L42 64L43 66L44 65ZM110 57L113 61V58H114V53H111L110 54ZM125 61L126 62H129L130 61V58H131V53H127L125 55ZM142 63V57H140L138 59V61L136 62V68ZM97 67V65H96ZM52 69L54 70V66L52 67ZM21 68H18L17 71L20 72ZM160 69H157V72L159 71ZM145 73V74H146ZM145 74H143V76H145ZM64 76V69L59 73V77L60 78H63ZM95 76V71L92 73V76H91V81L93 80ZM49 82L48 79L45 80V84L47 85ZM107 84V81L103 82V84L100 86L99 90H98V94L101 92V90L104 88V86ZM138 89H139V85L135 91V99H134V106L136 105L137 103V97H138ZM69 92H70V85H68L60 94V101L58 102V104L56 105V111H59L63 108V106L65 105L66 103V100H67V97L69 95ZM87 92H90V89L87 90ZM160 92V89L158 88L156 91H155V94H158ZM48 94V89H44L43 92H42V96L43 97H46ZM79 95H80V90H77L74 98H73V101H74V105L72 107V112H75L76 108H77V104H78V99H79ZM114 95L111 96V99H113ZM20 102V99H16L15 100V104H18ZM48 102H51L50 100ZM143 103H144V107L142 109V111L139 113L138 115V120L141 121L144 119V117L146 116V113H147V110H148V107L150 106L151 104V99L149 98V95L146 94L144 96V100H143ZM111 107H112V103H110L108 106H106V113H105V116L104 118L102 119V122H101V129H105L106 127V122H107V118H108V115L111 111ZM91 108V105L88 106V110L86 112V116L85 118L87 117L88 115V112H89V109ZM48 110V107L45 109V111ZM98 115H99V111H97L94 115V119H93V122L90 124L89 128H88V138L86 139V147L87 148H90L92 146V143H93V133L97 127V119H98ZM180 117H177V121L179 120ZM195 118L197 119L198 118V114L195 116ZM57 120V117L54 118V120L52 121V123L50 124V126L48 127V129L46 131L43 132V135H42V143L40 144V148H42L43 144L45 143L47 137L49 136V134L51 133L54 125H55V122ZM118 127L122 128V122H119L118 123ZM193 130H194V126L191 125L190 128H189V131H188V137H192L193 135ZM131 131V126L129 127V132ZM112 133L113 131L111 130V137L110 139H112ZM81 136H82V126L79 128L78 130V133L77 135L74 137L73 141H74V145L75 147H78L79 143H80V139H81ZM127 140H129V138L127 137ZM101 147V141L99 142V145L96 149V151L98 152L99 149ZM66 151H67V146H65V149L63 150V152L61 153L60 157L58 158V161H57V171L59 170L60 166L62 165V162L64 160V157L66 155ZM76 150H74L72 152V157L74 156ZM56 153V149H54V151L52 152V154L50 155L48 161H47V164H46V167L48 170H50V164H51V161H52V158L54 157ZM121 163V160L119 161ZM92 164H93V161L89 164V171L92 167ZM139 166L141 167L142 166V162L141 160L139 159ZM108 172V160L107 158L104 160V163H103V166L101 168V175L103 177H105L106 173ZM89 174V172H88ZM42 178V177H41ZM88 178V176H87ZM39 182H41V179L39 178L38 179ZM111 182H114V175L111 176ZM92 184H94V182H92ZM134 191V190H133ZM104 195V193H98V192H93L92 193V198H91V202H90V205H89V212H88V215H87V219H89V217L91 216L92 214V210L94 208V205H95V202L96 200L99 198V197H102ZM108 203H109V206L111 205L112 203V198H110L108 200ZM67 206V205H66ZM66 206L64 208V211H63V215H62V219H64V214L66 213ZM95 208H97V206H95ZM110 208V207H109ZM109 208L106 209V212L105 214L103 215V226L105 227V224L107 222V213L109 211ZM50 215H47L46 219L49 217ZM45 219V221H46ZM44 221V223H45ZM53 240V237L51 235V238L47 239V242H51Z\"/></svg>",
	"mask_w": 264,
	"mask_h": 264
}]
</instances>
